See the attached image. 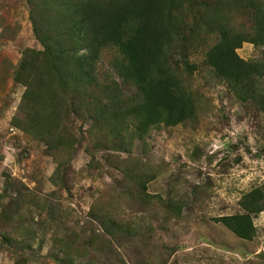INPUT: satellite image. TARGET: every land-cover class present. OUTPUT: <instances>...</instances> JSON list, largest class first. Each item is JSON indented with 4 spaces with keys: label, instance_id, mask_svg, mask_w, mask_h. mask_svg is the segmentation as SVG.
Masks as SVG:
<instances>
[{
    "label": "rangeland",
    "instance_id": "1",
    "mask_svg": "<svg viewBox=\"0 0 264 264\" xmlns=\"http://www.w3.org/2000/svg\"><path fill=\"white\" fill-rule=\"evenodd\" d=\"M210 2L222 24L250 31L244 3L199 0L202 8ZM217 38L201 31L191 40V68L171 64L195 103L187 121L133 136L130 117L112 125L57 114L53 136H41L15 124L21 61L42 52L30 5L0 0V264H264V113L206 65ZM112 50L97 71L104 81L115 76ZM237 53L264 65V47L244 42ZM117 85L123 99L132 96ZM256 90L264 94V71ZM250 208L251 240L215 219ZM108 219L117 233L107 231Z\"/></svg>",
    "mask_w": 264,
    "mask_h": 264
},
{
    "label": "trees",
    "instance_id": "2",
    "mask_svg": "<svg viewBox=\"0 0 264 264\" xmlns=\"http://www.w3.org/2000/svg\"><path fill=\"white\" fill-rule=\"evenodd\" d=\"M239 1L251 22L245 33L222 24L221 9L213 2L202 8L199 0H27L42 52L40 59L34 51L25 53L21 61L25 90L17 110L22 118L15 124L25 132L53 136L57 114L111 123L130 117L132 135L141 136L151 127L183 123L194 116L195 103L171 64L180 61L185 70L191 68V40L203 30L218 34L205 52L211 72L255 100L264 113V94L256 90L264 65L237 53L244 42L264 47V3ZM108 50L115 53L108 61L115 76L104 81L97 71ZM177 54L179 60L174 59ZM118 83L133 88L130 98H122ZM251 211L215 219L239 238L251 240L256 233ZM105 227L109 233L119 229L113 219Z\"/></svg>",
    "mask_w": 264,
    "mask_h": 264
}]
</instances>
